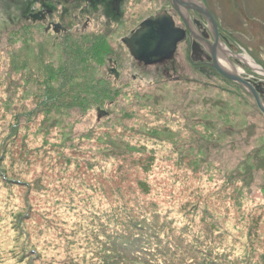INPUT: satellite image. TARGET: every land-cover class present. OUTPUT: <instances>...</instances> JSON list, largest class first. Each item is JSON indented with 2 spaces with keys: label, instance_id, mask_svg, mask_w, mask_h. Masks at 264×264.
I'll return each mask as SVG.
<instances>
[{
  "label": "rangeland",
  "instance_id": "obj_1",
  "mask_svg": "<svg viewBox=\"0 0 264 264\" xmlns=\"http://www.w3.org/2000/svg\"><path fill=\"white\" fill-rule=\"evenodd\" d=\"M140 1L127 17L138 20L134 29L161 11L182 26L167 0ZM195 1L211 11L220 44L264 72V0ZM12 5L0 0V264H110L112 237L151 231L173 248L191 246L201 264H264V121L249 93L197 64L187 40L169 61L145 67L120 42L131 28L106 31L94 17L79 36L103 37L97 77L108 57L116 62L118 96L98 106L109 116L96 119L98 101L48 103L45 88L59 85L44 84L45 68H58L65 42L54 46L31 24L26 34ZM192 20L211 40L207 24ZM229 60L260 83L264 104V78ZM83 74L67 77L77 85Z\"/></svg>",
  "mask_w": 264,
  "mask_h": 264
},
{
  "label": "trees",
  "instance_id": "obj_2",
  "mask_svg": "<svg viewBox=\"0 0 264 264\" xmlns=\"http://www.w3.org/2000/svg\"><path fill=\"white\" fill-rule=\"evenodd\" d=\"M11 2L13 5L11 4ZM11 5L14 6L11 9L14 12L13 18L15 17L18 22L19 19L20 22L21 20H23L25 24L22 25L21 27H23L26 34H29L30 32L29 30L31 28L29 26V23H27L23 17L25 13L24 0H10V6ZM16 13H18L19 18H17ZM42 32L44 33L43 30ZM44 35L46 34L44 33ZM79 37L82 36L71 35V36H64L59 39L57 38L56 40H54V46L60 45L59 42L61 41L62 42L64 41L65 45L62 50L63 54L60 55V61L57 66L58 68L54 69L52 65L45 68L47 75L44 84L48 85L50 83H54V84L58 83L59 85V89L57 88L58 92L54 90L52 87L50 90H47L45 88V93L49 97L46 98V101L48 103L49 100H51L52 102H61L63 101L64 96H68V98L70 99L76 97L81 104H84L85 106H87V108L90 109L93 101H98L93 103V105L96 108L95 109L96 119L99 121L101 118L102 119L107 118L109 114L106 110L99 108L98 106L104 105L105 102L114 101L115 98L118 96V94L112 91L113 86H111L110 84L111 83L110 78H112L113 76L109 74L108 67L106 68V73L101 72L98 77L96 75L97 68L99 69V66L102 65L103 58L107 55V52H101L100 50V47L105 45V43H103L104 42L103 37L95 36V38L96 37L102 38L98 40L97 43L95 38H93L92 36L91 38L88 36L87 39H84L85 37L82 38ZM76 38L79 39L76 40ZM12 42H16V38L13 39ZM3 47H5V45H3ZM108 59H107V64L109 61ZM79 69L81 70V73L89 72L88 75L90 77L88 78L87 76V78L84 79L85 74H83V77H81L82 78L81 82L79 80L77 85H75V83L72 82L70 83L67 75H69L70 77L71 74L73 75L75 72L78 73ZM2 74L3 77H5L6 70L4 73H0V76H2ZM69 85H71L70 88H68ZM74 85L75 87L73 91H69L68 89H71L72 86ZM2 86L3 89L6 88V85L3 83V81L0 82V88ZM68 94H73V95H68ZM46 101L42 103L43 106L46 103ZM72 105L73 104H70L69 107H72ZM108 105H110V103H108ZM47 106L48 105H45L44 107ZM254 108L258 110L255 101H254ZM99 112H102L103 115L98 118ZM263 121H264V117H263ZM210 151L211 149H209V152ZM144 184L137 183V186L139 188L138 190L142 195H148L151 192L147 190V186H145ZM211 228H214V226L208 227L209 230H211ZM152 241L154 242L152 243ZM171 242L162 241V239L159 237V233H157L156 231L154 233H152L151 231L149 233V237L148 234L146 233H142L131 237H125V236L119 238L112 237V242H110L111 244L110 246H108V248L114 250L115 253L113 256V263L110 264H175L176 260L178 261V264H201L198 263L197 261H194L191 258V254L189 253V251H194V252H198V251L193 249L191 246H187L188 248H182L183 243H174L175 248H173V241ZM170 247H172L173 251L171 252L170 255H166L163 251L166 250L171 251ZM176 248H178V250L181 251L180 256L176 253V251H178L176 250ZM199 256L201 258H204L202 255ZM262 258L264 259V256ZM158 261H162V262H158ZM206 261L209 264H218L216 260H214L213 262L211 259L206 258Z\"/></svg>",
  "mask_w": 264,
  "mask_h": 264
},
{
  "label": "flooded vegetation",
  "instance_id": "obj_3",
  "mask_svg": "<svg viewBox=\"0 0 264 264\" xmlns=\"http://www.w3.org/2000/svg\"><path fill=\"white\" fill-rule=\"evenodd\" d=\"M167 3L168 6H170L171 11L175 13V15H177V17L180 19L177 12L171 7L169 0H167ZM24 4H25V13L23 15L24 20L27 23L31 24L32 26L40 27L47 36L57 39L64 36L85 35L86 32L91 31V24L95 21L94 20L93 22H91L92 19L94 17L96 18L101 17L102 20L98 22L101 23L100 25L101 28H103L106 31L114 30L115 29L114 24L120 28L122 27L126 29L131 28L128 32L129 34L127 36H123L120 39V42L123 38L129 37L136 29H138V27L134 29L132 25V22H136L138 20L131 21L130 18V21H128L127 17L129 18L128 16L129 14L133 15V13H135L134 12L135 9L138 10V8L139 9L142 8V3L140 0H24ZM134 5H136L138 8H136V6ZM209 12L211 13L210 10ZM97 14L99 16H96ZM33 15H38L42 19L40 21H33L32 20ZM193 17L196 23H198V21H201L202 23L205 22L203 17L197 12L194 11L189 12L190 21L192 20ZM139 21L141 22L143 21V19ZM180 21L182 23L181 24L182 26L180 28L186 31V35L181 42L187 40V42L190 44V48L192 49L193 53L196 54V57L199 59L198 60L199 63L197 64L203 63L204 65H206V63H208V58H205V60H203V58L205 57L204 50H206L205 48L206 46L201 42L194 40V36L192 35V33L188 32L185 29V26L181 19ZM140 22L137 23L138 26ZM201 32L202 33L200 34V37H202L203 40L205 41L207 40L210 42L209 36L203 33V31ZM121 44L123 45L122 42ZM202 48H204V50ZM108 60H109L108 70H110L109 71L110 74L113 75L112 73L113 71H111V69H114L117 72V70L113 67L116 62L113 61V59L111 58H109ZM118 78H119V73L118 76L115 77V79Z\"/></svg>",
  "mask_w": 264,
  "mask_h": 264
},
{
  "label": "water",
  "instance_id": "obj_4",
  "mask_svg": "<svg viewBox=\"0 0 264 264\" xmlns=\"http://www.w3.org/2000/svg\"><path fill=\"white\" fill-rule=\"evenodd\" d=\"M169 3L179 15L185 29L192 33L194 40L203 43L207 47L209 55V62L206 63L207 66L215 70L226 80L237 84L248 92L254 99L258 110L264 116V104L260 97L259 86L249 82L247 79H243L241 75L229 73L219 66L216 52L217 46L220 43L218 29L213 17L205 6L193 0H169ZM189 11L197 12L205 19L212 37V44L193 34L188 17ZM41 19L38 15L32 16L33 21H40ZM185 35L186 33L182 28L175 26L172 17L162 11L140 22L138 29L129 37L123 38L121 42L133 60L142 63L144 66H152L170 60L175 53L177 44L184 39ZM262 73L264 74L263 71ZM102 115L103 113L99 112L98 118Z\"/></svg>",
  "mask_w": 264,
  "mask_h": 264
},
{
  "label": "bare ground",
  "instance_id": "obj_5",
  "mask_svg": "<svg viewBox=\"0 0 264 264\" xmlns=\"http://www.w3.org/2000/svg\"><path fill=\"white\" fill-rule=\"evenodd\" d=\"M216 52H217L218 64L223 70H225L229 73H232V74H237V75L242 74V70L235 69L230 64L229 58L234 57V58H237L241 63H243V65H246L250 70H252V72H254L255 74L262 76V78H264V74L262 73V70H260V68L257 67L256 64H254L247 55L234 56L222 44H219L217 46Z\"/></svg>",
  "mask_w": 264,
  "mask_h": 264
}]
</instances>
